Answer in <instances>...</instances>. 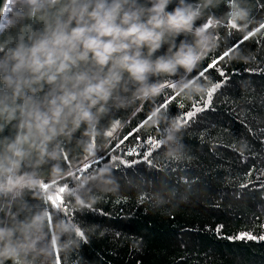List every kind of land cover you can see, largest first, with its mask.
Segmentation results:
<instances>
[{"label":"trees","instance_id":"trees-1","mask_svg":"<svg viewBox=\"0 0 264 264\" xmlns=\"http://www.w3.org/2000/svg\"><path fill=\"white\" fill-rule=\"evenodd\" d=\"M174 7L175 0L168 10ZM247 7L248 28H210L213 46L190 73L153 77L175 88L102 119L93 154L74 137L65 141L61 171L38 169L40 199L30 202L49 210L53 244L71 245L50 264H264V30L243 40L264 21V0ZM227 11L226 0L209 10ZM179 78L190 85L183 92ZM216 83L207 109L184 122Z\"/></svg>","mask_w":264,"mask_h":264},{"label":"clouds","instance_id":"clouds-1","mask_svg":"<svg viewBox=\"0 0 264 264\" xmlns=\"http://www.w3.org/2000/svg\"><path fill=\"white\" fill-rule=\"evenodd\" d=\"M173 2L8 0L15 11L0 28V264H50L71 248L53 244L49 210L30 202L40 199L38 169L61 171L65 141L75 137L93 154L113 109L159 96L153 77L190 73L211 50L213 34L196 21L224 0H175L169 11ZM226 5L223 17L209 12L206 21L247 29V0ZM177 82L181 92L190 86Z\"/></svg>","mask_w":264,"mask_h":264},{"label":"snow or ice","instance_id":"snow-or-ice-1","mask_svg":"<svg viewBox=\"0 0 264 264\" xmlns=\"http://www.w3.org/2000/svg\"><path fill=\"white\" fill-rule=\"evenodd\" d=\"M205 27L209 30L210 28L213 27L212 25V22L210 20L206 21L205 22ZM226 28H230V29H237L235 26H230V25H225ZM262 30H264V21H261V23L259 24V26L253 31V32H250L248 35H246L245 37H243V40H248L251 36H254L257 32H261ZM239 43H242L241 42H238L236 45H233L232 47V50H235L236 47H238ZM230 53L228 51H225L222 55H221V59H223L224 57L228 56ZM213 67H215V65H212ZM201 76L204 75L203 72L200 73ZM220 75L223 76L224 73L223 72H220ZM161 87H173L175 88L176 87V84L175 83H172V84H168V85H162ZM221 87V85L219 83H216V84H213L211 86V88L208 90V94H207V99L204 101V107L203 108H197L196 106L193 107V110L192 111H189L184 117H183V120L184 122H187L189 119H191V117H193L195 114H196V111H203V110H206L207 107L211 104V98H212V95L217 91V89H219ZM170 102V101H169ZM165 107H167V104H165ZM179 124V122H178ZM180 125V124H179ZM113 131H115V129H113ZM109 135L111 136L112 135V132L109 133ZM150 144H152L153 146H159L158 143L156 141H149ZM131 154V153H130ZM63 191V190H61ZM60 204L63 203V198L61 196L60 198V201H59ZM222 227V226H221ZM77 234L83 238V232H81L79 229H77ZM238 239H256L255 236H252V235H248V234H240L238 237H236ZM260 239H264V236L260 237Z\"/></svg>","mask_w":264,"mask_h":264},{"label":"water","instance_id":"water-1","mask_svg":"<svg viewBox=\"0 0 264 264\" xmlns=\"http://www.w3.org/2000/svg\"><path fill=\"white\" fill-rule=\"evenodd\" d=\"M7 1L8 0H0V22H1L3 14L5 13V10H6L5 5L7 4ZM2 27L0 26V28Z\"/></svg>","mask_w":264,"mask_h":264},{"label":"rangeland","instance_id":"rangeland-1","mask_svg":"<svg viewBox=\"0 0 264 264\" xmlns=\"http://www.w3.org/2000/svg\"><path fill=\"white\" fill-rule=\"evenodd\" d=\"M7 4H8V1H7ZM9 7L12 8L11 5H10ZM8 14H9V10L6 9V10H5V13H4L3 16H2L1 22H0V26H1V27L6 25Z\"/></svg>","mask_w":264,"mask_h":264}]
</instances>
